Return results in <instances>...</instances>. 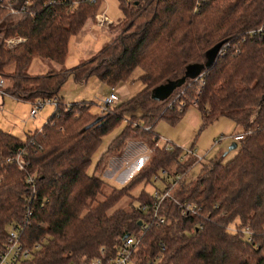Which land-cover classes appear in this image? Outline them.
I'll return each instance as SVG.
<instances>
[{
  "label": "trees",
  "instance_id": "16d2710c",
  "mask_svg": "<svg viewBox=\"0 0 264 264\" xmlns=\"http://www.w3.org/2000/svg\"><path fill=\"white\" fill-rule=\"evenodd\" d=\"M7 2L16 14L8 13ZM100 2L0 1L4 94L30 104L54 100L45 123L24 139L0 129V249L18 225L17 241L29 254L16 264L107 258L126 236L137 243L133 264H264V6L260 0H117V34L98 54L66 70L67 40ZM260 26V34H246ZM8 37L23 40L7 47ZM221 41L224 52L211 66L164 100L151 98L155 87L177 81L186 66L204 65L206 52ZM32 58L61 67L32 76L26 72ZM135 68L142 88L106 111L91 112V102L65 104L59 94L68 77L83 84L94 76L115 87ZM191 103L204 124L226 116L244 134L232 158L201 163L180 147L158 144L153 123L179 119ZM122 120L104 155L126 140H140L149 159L125 185L105 192L103 178L86 169L101 138ZM196 162L199 171L189 179ZM138 184L158 192L170 188L157 212L163 223L151 217L152 192L130 195ZM181 203L196 211L181 214Z\"/></svg>",
  "mask_w": 264,
  "mask_h": 264
},
{
  "label": "rangeland",
  "instance_id": "374dc122",
  "mask_svg": "<svg viewBox=\"0 0 264 264\" xmlns=\"http://www.w3.org/2000/svg\"><path fill=\"white\" fill-rule=\"evenodd\" d=\"M99 12H102L110 23L97 26L95 15ZM97 13L94 15L95 20L89 32L84 35L69 36L66 55L62 64L63 68H71L90 58L110 38L117 34L118 27L116 24L122 16L117 0H101ZM88 21L84 26H86ZM60 67L61 65L49 60L32 58L26 68V72L32 76L43 75L51 69L57 70ZM140 73V69L135 68L126 80L115 87H110L100 82L94 76L89 77L83 84H75L71 77H68L62 85L59 94L65 103L91 102V112L99 113L102 107V100L111 90L117 95V102L137 93L142 88L139 78ZM117 87H119L121 93L123 91H126V93L118 94ZM30 108L31 104L28 102L18 101L6 94L3 95L0 98V129L24 139L26 133L41 128L48 116L53 112L54 104L44 103L36 110L33 117L28 115ZM125 122V120H122L119 126L113 128L101 138L98 147L91 154L90 163L86 169L88 174L94 173L103 178L105 192H108L112 187L120 188L125 185L130 176L149 159V151L144 142L140 140H126L120 149L104 155L111 139L120 132ZM236 131L237 127L234 121L226 116H219L204 124L200 111L192 103L185 107L179 119L169 121L167 117H161L152 125V133L159 138L158 144L166 143L170 147L177 146L182 148L183 151L191 149L201 163L213 158H218L221 162L232 158L236 153V148L228 149V147L234 142L232 136ZM102 155H104L102 162L95 169L97 161ZM201 163L196 162L190 168L187 178L195 177ZM142 188L147 192H153L151 184H146L145 186L138 184L131 189L130 195L136 197ZM126 200L124 198L120 203H124ZM132 203L135 204V201L133 200ZM131 259L134 261L133 257Z\"/></svg>",
  "mask_w": 264,
  "mask_h": 264
},
{
  "label": "built area",
  "instance_id": "2783aa9c",
  "mask_svg": "<svg viewBox=\"0 0 264 264\" xmlns=\"http://www.w3.org/2000/svg\"><path fill=\"white\" fill-rule=\"evenodd\" d=\"M1 1V0H0ZM260 3L264 6V0H260ZM5 8L7 9L9 14H16L17 10L14 9L9 2L5 4ZM236 15V13H233ZM96 19V25L102 26L104 24L110 23L106 17L102 13H98L95 15ZM263 31V28L257 27L250 29L246 32L247 35H257L260 34ZM23 39L20 37H8L4 39V44L7 47H12L19 42H21ZM226 46V43H222L220 46L217 55L222 54L224 52V48ZM3 87V80L0 78V95H4V92L2 90ZM118 101L117 95L111 90L109 94L102 100V107L101 111H106L112 104L116 103ZM44 103H52L54 104V100L50 99H44V100H38L31 104V108L29 110V116L33 117L36 113V110L40 108ZM243 133H235L232 136V140L234 142H237L243 138ZM167 150H170V146L165 147ZM185 155H194L193 151L191 149L184 150ZM178 179L179 177L176 176ZM172 186V184H170ZM169 186V187H170ZM169 189L167 188L161 192L153 191V208L151 217L155 220L156 224L163 223L164 219L157 216L159 204L161 201L168 196ZM179 209L181 210V214L188 215L193 214L196 209L193 204L190 203H181L179 204ZM20 227L13 226L9 229V232L6 237V242L4 243L3 247L0 249V264H16V262L19 259L26 258L28 256V249H24L21 247V245L17 241L18 232ZM136 240L132 236H126L123 239L119 241L117 244L116 250L112 256H108L107 258L102 257H94L84 260H79L71 264H133V261L131 259V256L133 252L135 251L136 247Z\"/></svg>",
  "mask_w": 264,
  "mask_h": 264
},
{
  "label": "water",
  "instance_id": "95a60500",
  "mask_svg": "<svg viewBox=\"0 0 264 264\" xmlns=\"http://www.w3.org/2000/svg\"><path fill=\"white\" fill-rule=\"evenodd\" d=\"M223 41L214 44L207 52H206V61L204 65H189L186 66L183 75L177 81H169L164 84H161L155 87L151 91V98L157 101H162L167 98L171 92L178 86L184 83L186 79H193L197 77L202 69V67H209L213 64L214 59L217 56V52L222 45ZM236 143L232 142L228 149H235Z\"/></svg>",
  "mask_w": 264,
  "mask_h": 264
},
{
  "label": "crops",
  "instance_id": "0c3cea01",
  "mask_svg": "<svg viewBox=\"0 0 264 264\" xmlns=\"http://www.w3.org/2000/svg\"><path fill=\"white\" fill-rule=\"evenodd\" d=\"M99 13H102V12H99ZM98 14V13H97ZM103 14V13H102ZM104 15V14H103ZM105 16V15H104ZM94 17L93 18H90L89 19V21H88V23L86 24V26H84L83 27V29L78 33L79 35H84L85 33H87V32H89L90 30H91V27L93 26V23H94ZM110 40H111V38H110ZM110 40H108V42L107 43H109V41ZM107 43H105L103 46H102V48L107 44ZM102 48L100 49V50H102ZM99 50V51H100ZM98 51V52H99ZM98 52L96 53V54H98ZM96 54H94V55H92V56H95ZM91 56V57H92ZM89 59V58H88ZM87 60V59H86ZM85 61V60H84ZM83 62V61H82ZM81 63V62H80ZM80 63H78V64H80ZM77 64V65H78ZM76 66V65H75ZM74 67V66H73ZM72 68V67H71ZM71 68H65L66 70H69V69H71ZM52 70V69H51ZM48 72V71H47ZM117 89V92H118V94H124V93H126V91H123L122 93H121V91H120V89H119V87H117L116 88ZM5 95V94H4ZM2 96L3 95H0V98H2ZM13 98V97H12ZM17 100V99H16ZM18 101H20V100H18ZM65 103V102H64ZM65 104H69V103H65ZM29 115V114H28Z\"/></svg>",
  "mask_w": 264,
  "mask_h": 264
}]
</instances>
